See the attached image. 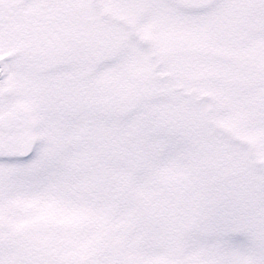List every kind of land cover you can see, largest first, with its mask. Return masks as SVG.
Here are the masks:
<instances>
[{"label": "snow or ice", "instance_id": "obj_1", "mask_svg": "<svg viewBox=\"0 0 264 264\" xmlns=\"http://www.w3.org/2000/svg\"><path fill=\"white\" fill-rule=\"evenodd\" d=\"M0 264H264V0H0Z\"/></svg>", "mask_w": 264, "mask_h": 264}]
</instances>
